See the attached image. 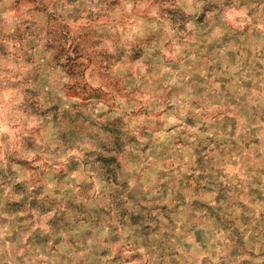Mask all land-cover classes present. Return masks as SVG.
<instances>
[{"label": "clouds", "instance_id": "1", "mask_svg": "<svg viewBox=\"0 0 264 264\" xmlns=\"http://www.w3.org/2000/svg\"><path fill=\"white\" fill-rule=\"evenodd\" d=\"M0 264H264V0H0Z\"/></svg>", "mask_w": 264, "mask_h": 264}]
</instances>
